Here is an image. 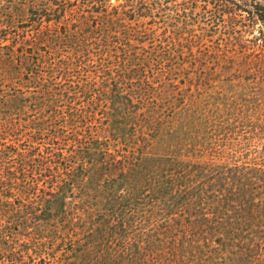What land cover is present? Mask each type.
<instances>
[{
	"label": "trees",
	"instance_id": "16d2710c",
	"mask_svg": "<svg viewBox=\"0 0 264 264\" xmlns=\"http://www.w3.org/2000/svg\"><path fill=\"white\" fill-rule=\"evenodd\" d=\"M118 1L7 0L0 264H264V130L193 119L264 118V4L201 0L215 54L184 5Z\"/></svg>",
	"mask_w": 264,
	"mask_h": 264
},
{
	"label": "rangeland",
	"instance_id": "374dc122",
	"mask_svg": "<svg viewBox=\"0 0 264 264\" xmlns=\"http://www.w3.org/2000/svg\"><path fill=\"white\" fill-rule=\"evenodd\" d=\"M73 1V0H70ZM112 5H118L121 2L118 0H110ZM175 4L178 5H184L185 8L188 10L186 11L189 18L187 21V29L186 32L192 36H196L195 39L197 41V45H203L204 47H210L212 49V52L215 54H218V49H223V43L220 42V40H225V36L222 35L223 31L221 30V27L217 24L219 23H209V21H205V13L203 8L206 4L201 2V0L194 2L192 0H173ZM258 2L264 4V0H258ZM186 3V4H185ZM0 7L3 8L0 9V22L6 21L7 17H2L3 15L12 13V8L9 7L7 0H0ZM6 8V9H4ZM10 8V9H9ZM209 9V6H208ZM204 14V15H203ZM207 16V15H206ZM218 43V44H217ZM220 44V45H219ZM218 56V55H216ZM186 58V57H185ZM197 69L201 68L200 66L196 67ZM202 68L208 69L210 68V65H203ZM191 69L190 66H188V69L184 71L185 77L189 74L191 77ZM185 88H188V85H186ZM192 89V87H191ZM193 88L192 90H194ZM233 92H226L225 99H227V103H230L229 98L233 95ZM233 107L230 109H227L224 113L221 112L217 117L218 118H193L194 120H199L204 122L206 126H218L221 125L224 127L225 132H234L239 138V142H245L243 138L248 137H241L243 135H250V128L248 127L251 125L253 128L252 130H264V118H242L243 110L241 111V108L245 110H250V108H244L242 105L241 100H235V102L232 104ZM210 115V114H209ZM179 119H185V118H179ZM215 129H207V132H213ZM223 129H221L220 133L223 134ZM264 132V131H263ZM180 133V132H179ZM260 133V132H259ZM208 138L210 136L208 135ZM258 142V140H256ZM169 141H166L165 143H168ZM259 147L257 149H261L260 146L264 143L263 140L259 141ZM235 149L238 151H241L243 149H247L248 152H251L253 148H255L254 145H257L255 142L252 141H246L243 146L239 147V143L235 140ZM250 145V146H248ZM162 150V147L159 149ZM246 152V151H245Z\"/></svg>",
	"mask_w": 264,
	"mask_h": 264
}]
</instances>
